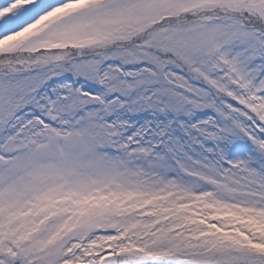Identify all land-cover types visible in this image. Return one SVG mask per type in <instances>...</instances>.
<instances>
[{
	"label": "snow or ice",
	"instance_id": "1",
	"mask_svg": "<svg viewBox=\"0 0 264 264\" xmlns=\"http://www.w3.org/2000/svg\"><path fill=\"white\" fill-rule=\"evenodd\" d=\"M0 264H264V0H0Z\"/></svg>",
	"mask_w": 264,
	"mask_h": 264
}]
</instances>
